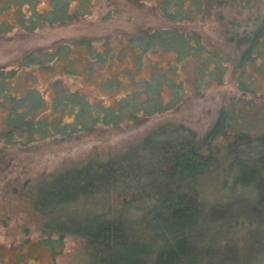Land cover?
Returning a JSON list of instances; mask_svg holds the SVG:
<instances>
[{
    "label": "rangeland",
    "instance_id": "374dc122",
    "mask_svg": "<svg viewBox=\"0 0 264 264\" xmlns=\"http://www.w3.org/2000/svg\"><path fill=\"white\" fill-rule=\"evenodd\" d=\"M57 2L61 7L65 6L72 19L65 23H41V17L49 16L50 10L58 6ZM163 2L0 0V25L6 29L0 34V68L5 71L16 68L30 53L59 54L49 61V67L32 65L28 67L31 72L21 70L13 81V92L18 96H26L28 88L43 95L46 106L42 112L47 118L72 119V113L64 107L54 108L57 90L53 87L56 83L69 93L79 92L90 103L109 107L137 89H142L138 101L158 94L160 103H172L167 109L151 115L138 111L136 118H132L133 112L126 111L122 114L123 122L99 124L90 131L71 136L51 137L16 146L0 140V264H91L86 240L70 233L60 235L47 228L48 217L40 212L33 200L37 185L55 178L61 171L90 159L101 160L124 153L139 146L147 135L155 134L152 131L162 126L181 129L184 134L194 133L200 138L231 103L238 105L234 114L237 124H232L239 129L241 124L247 123V131L260 132V107H263L261 116L264 114V69H260V65L247 64L242 80L251 85L256 83L257 91L252 93L240 88L238 56L244 45L238 40L244 36L241 34L243 26L255 11L264 9V0H256L253 8L242 11L214 0L207 14L200 16L196 11L191 19L184 21L168 19L161 10ZM24 18L27 24L23 22ZM251 26L254 28L250 22ZM166 28L197 33L220 57L217 62L221 72L214 76L208 69L206 77H199L197 61L190 58L178 60L174 51L152 45L147 36ZM64 49H68L66 52L70 57L63 56ZM141 49L147 50L140 53ZM258 58L257 63L260 62ZM253 72L256 79L250 81ZM198 77L199 82H196ZM249 103L251 106L247 110L242 107ZM5 112L0 107V139ZM58 113L59 116H54ZM168 130H161L163 136L171 134ZM232 141L228 133L214 140V148L221 155H227ZM229 157L228 160L221 158L222 165L218 162L216 167L198 176V189L201 187L202 191L199 198L203 199L204 206L219 199L232 207L231 220H222L223 224L210 220L201 222L200 232L208 237L203 245L230 249L231 254L234 252L241 257L240 261L236 260L238 264H264V233L251 231L254 219L245 215L235 201L240 192H244L248 200L255 196L246 194V190L240 189L231 179L225 182L224 171L218 169L229 168ZM93 197L96 204L91 198L84 197V204L80 205H100V193ZM113 204L117 212L119 203L115 198ZM66 205L74 204L68 202ZM139 214L134 209L129 211L131 218ZM240 214L242 216L238 218ZM237 236L242 238L243 244H238L236 249L231 240ZM247 244L250 249L242 252ZM195 245L200 246L196 242Z\"/></svg>",
    "mask_w": 264,
    "mask_h": 264
},
{
    "label": "trees",
    "instance_id": "16d2710c",
    "mask_svg": "<svg viewBox=\"0 0 264 264\" xmlns=\"http://www.w3.org/2000/svg\"><path fill=\"white\" fill-rule=\"evenodd\" d=\"M217 1L231 4L240 11L256 5V0ZM57 3L58 6L50 10L49 16L41 17V23H65L72 19L65 6ZM213 4L214 0H164L161 10L170 20L184 21L191 19L196 11L200 16L207 14ZM23 22L27 24L25 18ZM250 22L254 28L249 27ZM243 27L241 34L244 36L238 40L239 44L244 45L238 56L240 88L256 93V83L251 85L242 77L245 76L247 64L260 65V69H264V9L256 10ZM5 31L0 25V34ZM147 37L152 45L174 51L178 60L190 58L197 61L199 77H206L208 69L214 76L221 72L217 62L220 57L195 32L166 28L156 30ZM67 50H62V54L70 57ZM146 50L141 49L140 53ZM96 53L99 54V51ZM56 55L59 54L30 53L18 67L7 71L0 68V107L6 111L0 139L3 143L16 146L51 137L71 136L90 131L99 124L123 122L122 114L126 111L133 112L131 116L136 118L134 116L138 111L151 115L172 104L160 103L158 94L139 102L142 89H137L129 97H121L115 106L109 107L90 103L79 92L69 93L56 83L53 87L57 90L54 108L64 107L72 113V119L47 118L42 112L43 106H46L43 95L34 88H28L26 96H18L13 92V81L21 70L31 72L28 67L32 65L49 67V61ZM257 57L259 63L255 62ZM210 65H213V69ZM250 74V81H255L256 74ZM199 77L196 82H199ZM157 83L161 84L160 81ZM236 106L231 103L222 110L218 119L200 138L194 133L184 134L181 129L162 126L152 131L155 134L147 135L137 147L106 159H90L37 185L33 200L40 212L48 217L47 228L60 235L70 233L82 236L86 240L91 264H238L236 260L241 257L234 252L231 254L230 249L203 245L208 237L200 232L201 222L210 220L218 224L222 220H231L232 207L227 201L219 199L204 206L203 199L199 198L202 196L201 187L198 189V176L216 167L221 158L228 160L229 155V168L218 169L224 171L225 182L231 179L240 189H245L246 194H254L255 197L248 200L244 192L238 193L236 205L254 219L251 231L260 233L261 230L264 233L263 107H260V132L251 133L245 129L247 123L241 124L243 127L239 126V129L235 126ZM250 106L249 103L242 107L248 109ZM57 115L59 113L54 114ZM164 129H169L171 134L168 137L163 136L161 130ZM228 133L233 141L228 154L221 155L215 150L213 142ZM96 193L101 195L100 205H80L84 204V197L91 198V202L96 204L93 197ZM114 198L119 203L117 212L112 207ZM68 202L74 205H66ZM132 209L140 213L138 217H130L129 211ZM241 216L238 215V218ZM232 240L236 249L238 244H243L240 236ZM195 242L200 246H196ZM248 249L247 244L242 252Z\"/></svg>",
    "mask_w": 264,
    "mask_h": 264
}]
</instances>
